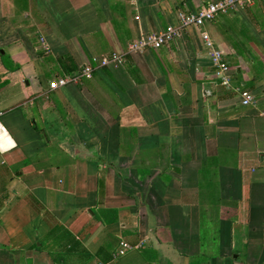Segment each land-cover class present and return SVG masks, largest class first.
Instances as JSON below:
<instances>
[{"label": "crops", "instance_id": "0c3cea01", "mask_svg": "<svg viewBox=\"0 0 264 264\" xmlns=\"http://www.w3.org/2000/svg\"><path fill=\"white\" fill-rule=\"evenodd\" d=\"M210 1L0 0V264H264V0L97 66Z\"/></svg>", "mask_w": 264, "mask_h": 264}, {"label": "built area", "instance_id": "2783aa9c", "mask_svg": "<svg viewBox=\"0 0 264 264\" xmlns=\"http://www.w3.org/2000/svg\"><path fill=\"white\" fill-rule=\"evenodd\" d=\"M252 2L253 0H212L202 6L199 10L179 11V26H168L165 30L143 34L138 38L129 41L123 52L111 51L107 54L101 55L97 61V66H118L125 62L126 56L129 54L141 53L149 48L158 49L166 42L179 37L184 29L191 26L202 27L205 22L213 20L216 16L235 12ZM201 36L206 48L209 50L210 63L215 68L214 76L221 84L230 86L232 80V70L225 60L223 50L219 46L215 45L213 39L207 31H202ZM39 46L46 52L50 49L48 42L42 35L39 36ZM92 70V66L86 65L81 69V75L90 77ZM76 79L77 76L58 77L57 79L50 81L49 88L56 89L69 82L75 81ZM234 90L239 96L241 105L248 106L256 102V97L252 91L239 86L234 87ZM262 114L264 115V112H262ZM129 249H131V245L123 240L119 241L112 258L116 259Z\"/></svg>", "mask_w": 264, "mask_h": 264}]
</instances>
